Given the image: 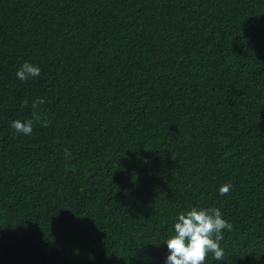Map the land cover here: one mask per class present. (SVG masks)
<instances>
[{
  "label": "trees",
  "instance_id": "trees-1",
  "mask_svg": "<svg viewBox=\"0 0 264 264\" xmlns=\"http://www.w3.org/2000/svg\"><path fill=\"white\" fill-rule=\"evenodd\" d=\"M192 207L264 264V0H0V264H165Z\"/></svg>",
  "mask_w": 264,
  "mask_h": 264
},
{
  "label": "clouds",
  "instance_id": "clouds-1",
  "mask_svg": "<svg viewBox=\"0 0 264 264\" xmlns=\"http://www.w3.org/2000/svg\"><path fill=\"white\" fill-rule=\"evenodd\" d=\"M41 69L32 63L24 62L16 71L20 81H28L40 75ZM44 103L43 98H38L34 104ZM39 121L44 127L49 122L41 118ZM11 128L15 133L28 136L33 131V120H14ZM66 155H70L66 153ZM230 191V185L219 188L221 195ZM231 231L232 224L223 218L218 208L192 207L186 212L179 213L172 228V235L163 241L167 246L168 254L165 264H205L208 254H212L216 261L223 260L224 250L220 245L223 240V230ZM160 242L156 245L159 246Z\"/></svg>",
  "mask_w": 264,
  "mask_h": 264
}]
</instances>
